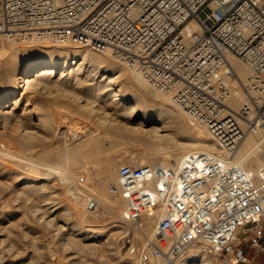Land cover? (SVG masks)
<instances>
[{
	"label": "built area",
	"instance_id": "obj_1",
	"mask_svg": "<svg viewBox=\"0 0 264 264\" xmlns=\"http://www.w3.org/2000/svg\"><path fill=\"white\" fill-rule=\"evenodd\" d=\"M190 20L201 34L183 33ZM3 41L107 55L216 142L218 154L189 153L178 166L118 168L109 193L125 204L128 256L185 264L196 252L209 264H251L264 253V163L249 171L233 160L247 135L264 148V0H0ZM228 55L246 66V80ZM236 88L241 104L232 109ZM98 208L87 200L88 212ZM149 220L154 228L144 235Z\"/></svg>",
	"mask_w": 264,
	"mask_h": 264
},
{
	"label": "bare ground",
	"instance_id": "obj_2",
	"mask_svg": "<svg viewBox=\"0 0 264 264\" xmlns=\"http://www.w3.org/2000/svg\"><path fill=\"white\" fill-rule=\"evenodd\" d=\"M201 32L202 28L195 20H190L183 29L185 35L187 33L199 35ZM227 58L238 78L246 80L249 75L246 66L234 56L228 55ZM112 61L107 55H96L90 53L87 48L69 43L53 45L50 50H42L35 46L0 42V159L3 160V165L0 164V183L6 184L8 186L6 189L9 188L12 194L6 203L13 202L15 212H21L22 218L25 219V224L19 226L21 231L18 233H11L17 226H12V223L5 226L2 222L7 220L0 219V245H4L7 252V258L0 257L3 263L14 264L24 261L28 262L26 264L38 263L42 255L47 254L50 264H85L81 253L93 250L99 252L98 259L103 258L102 264H118L117 260L113 262L119 256L114 249L118 243L121 244L122 236L127 230L123 221L125 204L120 201L123 204L121 206L116 203L117 201L110 199V196H106L109 193V186L116 184V180L112 183L111 179L109 181L101 179V185L91 187L87 192V189L85 192L82 191L85 193V201L98 193L104 201L115 207V210H110L105 202L94 198L99 206L102 203L113 217L111 225L97 231L83 225V220L88 225H91L92 221L78 211L73 200L67 207H49L47 201L49 197L43 196L49 186L47 183L37 184V175L47 179L50 175L58 173L65 187L71 182L79 183L86 176H90L87 174V167H84L85 160L103 152L105 142L109 144V150L120 146L138 149L137 157H140L141 162H131L134 163L129 164L132 167L153 165L152 161L163 167H172L178 166L189 153H219L216 142L205 128L189 119L168 97L150 91L151 89L149 90L143 79L135 72ZM57 76L58 78L53 80ZM41 78L52 80L55 85L50 89L52 93L62 92L71 98L76 108L87 118L92 119L93 125L96 124L94 126L101 135L87 129L88 126L83 124L86 127L83 126L85 131L83 129L81 133L87 132L88 136L84 141L82 139V142L72 144L75 133L72 132L74 131L72 126L75 121L71 122V117L74 116L68 115L69 112L68 116L66 115L68 123H65L61 114L52 111L47 117L37 115L36 119L25 107L21 108L19 113L16 109L21 100L28 105L33 95L47 92L45 84L42 85L40 82ZM75 89L84 94L86 101L80 100L81 97L73 91ZM107 98L111 100L112 112H107L99 105V102ZM240 104L241 95L236 88L228 105L232 109H237ZM22 119L26 121L25 124L23 120V124L17 125V121ZM63 128L66 130L63 131ZM94 133L98 137H95ZM59 136L69 142L66 151L62 149L53 153L42 147L49 139H57ZM233 160L249 171L262 167L264 148L260 145V137L247 135L236 150ZM63 161L68 163L67 167L63 165L62 170L61 166V172H58L60 167L58 168L56 164L60 166ZM100 190L108 193L104 195L101 191L102 195ZM78 191L77 189L72 191L74 198H77L75 194ZM67 192L71 190L68 188ZM29 203L32 205L28 208L26 204ZM94 221H99V217L94 216ZM8 227H11L9 235L6 234ZM153 228L154 221L149 220L144 228L148 234L144 232L143 234H151ZM110 230L113 232L110 233ZM58 251L62 252L61 255ZM128 257L134 264H138L133 257ZM132 262L130 264H133ZM184 262L209 264L204 254L196 252L185 255Z\"/></svg>",
	"mask_w": 264,
	"mask_h": 264
},
{
	"label": "rangeland",
	"instance_id": "obj_3",
	"mask_svg": "<svg viewBox=\"0 0 264 264\" xmlns=\"http://www.w3.org/2000/svg\"><path fill=\"white\" fill-rule=\"evenodd\" d=\"M18 45H20V44H18ZM21 45L22 46H35L38 49H42V50L43 49L50 50L53 47L52 44H49V45L48 44H42L41 45V43H34V44H31V45H24V44H21ZM7 47H10V46H7ZM73 49H75V48H73ZM78 49H80V48H78ZM89 52L93 53L90 50H89ZM93 54H95V53H93ZM96 55H98V54H96ZM112 62H114V61H112ZM118 65H120V64H118ZM57 78H58V76L55 79H53V80H56ZM40 80H41L40 82L43 83L42 85L45 84L44 87L46 88V90L48 89L47 92L42 93V94L33 95L31 100H29L30 102H28V103H30V104H28V105H26V102L24 100H21L20 105L16 109L17 111H19V113H20V109L25 107L27 111H30V113L33 116V118L36 119L37 115H40L42 117L44 116V118H45L52 111V112H54L56 114H58V113H59V115L61 114L63 116V118H64L65 123H68L69 119H68L67 116L71 114V116H74V117H71L72 118L71 122L74 123V121H75V123H74L75 125L73 124V126H75V127L72 126V130H74V131L71 130L72 132H75L74 133V140H73L72 144H78V143L84 141V138H86V136H88L87 132L86 133L85 132L81 133V131H83L84 127H86L85 125L88 126V127H86L87 129L94 131L98 135H101V132H99V130L96 129V126H94L96 124L93 125L94 122L92 121V119L90 117L87 118L81 111H79L76 108L77 106L71 100V98H68V96L65 95V93H62V92H58L60 94H58L57 92L56 93L55 92L52 93V90H50V89H53L55 87V85L52 82V80H49L48 78H41ZM97 80H99V78H97ZM149 90H150V88H149ZM73 91H74V93L77 96L81 97L80 98L81 101H86V99L84 97V94L82 92H80L79 90H76V89L73 90ZM150 91H153V90L151 89ZM122 92L125 95H127V93L124 92L123 90H122ZM110 101L111 100L107 98V99L103 100L102 102H99V105L102 107V109L105 108L107 112H112L111 111V105H110L111 102ZM100 106H99V108H101ZM12 108H13V106H11L10 109H12ZM78 111L80 113H78ZM13 112H15V111L13 110ZM68 112H69V114H68ZM80 114H82V116ZM77 115H79L81 117H79ZM83 118H85V120H83ZM86 119H88V120H86ZM23 120L24 119L17 121V125L20 126V124H23V122H22ZM25 122L26 121L24 120V124H25ZM83 124H85V125H83ZM94 129H96V130H94ZM62 130L65 131L66 129L63 128ZM84 131H85V129H84ZM98 135L95 134L94 136L98 137ZM43 145L44 146H42V147H45V149H47L49 151L51 150V152L53 151V153H54V152H58L59 150L61 151L62 149H63L62 151H66L65 149H66V146H67V149H68L69 142L67 143L66 139H64L62 136H59L57 139H54V138L49 139ZM108 145L109 144L107 142H105L103 144V148L105 149L103 152H101V153H99V154H97V155H95L93 157H90L89 159H86V160L84 159L88 163L87 165H86V162L83 160L85 162L84 163V167H87V174L90 175V176H86L85 177V179L87 177H89V178L86 179L87 181L85 179H83L81 182L76 183V184L71 182L70 183L71 186H70V184L69 185L66 184L68 186L65 187V184L61 182V179L59 178L60 174H58V173L50 175V177L47 178L48 180L44 179V176H42V175H37L36 176L37 180H38L37 184H43V183L46 184L47 183L48 186H49L48 188H46L47 192H44V194H43V196H45L46 198L49 197L48 198L49 200H47L48 203L50 204V205H48L49 207H53V208L59 207V206L60 207H62V206L63 207H67L69 205L68 203H73L74 202V203H76L78 211L83 213L84 216H86L87 218L91 219V221H92L91 225H88L83 220L82 221L83 225L85 227H90L91 229H94V230H97V231H100V229H102L104 226L111 225L112 222H113V217H112L111 213H109L110 211H108L105 208V206L103 207L102 203H100V206H99V208L97 210H95L93 212H88L86 210V202H87L88 199L85 201V196H84L85 195V193H84L85 190L87 189L86 190V192H87L88 189H91V187L93 188V187H97V185H101V179H104L105 181H109L111 179L112 183H115V180L117 182V179H116L117 178V170H118V168L120 166L125 165V164L126 165L127 164L128 165L129 164H134V163H131V162H141L139 160L140 157H137V155L139 153L138 149H132V148H126L125 146H120V147H116V148H114L112 150H109ZM15 151H17V150H15ZM133 151L135 153H133ZM17 152H19V151H17ZM25 153H28V152H25ZM2 163H3V160L0 159V164H2ZM53 163L54 162H50V164H53ZM65 164H66V161H63L62 164H60V166L58 164H56L58 168L60 167L58 169V172H61V166H62V170L64 169V166H65V168L67 167L68 163L66 165ZM89 164H90V166H89ZM151 164H156V161H152ZM5 165H6V163H5ZM133 167H138V166H133ZM84 169H86V168H84ZM86 183L88 184V186H87ZM62 184H64V186ZM73 186H75V187H73ZM6 187H8V186H6V184L0 183V219H3V221H4V219L7 220V221L2 222V224H5V226L8 223L9 224L12 223V226H17V227H15V229L13 228L14 230L12 229L11 233H18V232L21 231V228L19 226L22 225V224H25V219L22 218L23 214L21 212H15L14 209L16 207H15V204L13 202H10L9 204L6 203V202H8L10 197L12 196V194H10L11 193L10 189L9 188L6 189ZM67 187L71 190V192H67L68 191ZM107 188L105 190H107ZM53 189H54V191H52ZM74 189L79 190L77 192V194H75V196L77 198H74L72 196V194H71ZM63 190H65L64 192H67V193L62 192ZM83 190H84V192H82ZM105 190H103V191L100 190L99 192H101V191L104 192ZM49 191H51L53 193H51ZM81 192L84 193V194H82ZM106 192H104V195H105ZM56 193H57V195H56ZM102 195H103V193H102ZM106 196H108V197L110 196L109 197L110 199H112L113 201H117L116 203H118L119 205L123 206L124 203L122 202V200H119V199L113 197L110 193L106 194ZM83 197H84V199H83ZM95 197L97 199H99V201L105 202L107 207L110 210H115L114 209L115 208L114 205L109 203V202H107V201H104V199L101 197L100 194H98V193L95 194ZM95 197H91V198H95ZM72 200H73V202H71ZM76 200H77V202H76ZM29 205L31 206L32 204H30V203L26 204V206L28 208L30 207ZM26 206H24V207H26ZM117 209H119V208H117ZM94 216H98L99 217V221H97V222L94 221ZM59 224H60V222H59ZM8 228L9 229H7V231H6L7 235L10 234L9 231H10L11 227H8ZM111 232H113V230H110V233ZM143 232H144V234H148L147 230H145V229H143ZM116 247L117 248H115L114 251L117 250L119 256L117 258H115V260L113 262H115L117 260L118 264H130L133 260L130 257H128V255L127 256L125 255L126 251L122 247V245L118 243ZM118 247H119V249H118ZM5 249H4V245H2V246L0 245V257L3 256V258H7V252H5ZM12 251H14V250H12ZM58 253H59V255H61L62 252L60 253V251H58ZM98 253L96 251H93V250H91V251L86 250V253H81V255H82L81 257H82V259L84 258V263L85 264H102V259L103 258L98 259L99 258L98 257ZM245 253H246V255L250 254V249L246 248L245 249ZM42 256L43 257L41 258V260L38 263L34 262V263H31V264H46V263L50 264L47 254H43ZM20 263L21 264H26L28 262L24 261V262H20ZM20 263H14V264H20ZM132 263L134 264V261ZM0 264H5V263H3V260L0 259ZM252 264H264V258H262V257H260V255H258L252 261Z\"/></svg>",
	"mask_w": 264,
	"mask_h": 264
},
{
	"label": "crops",
	"instance_id": "obj_4",
	"mask_svg": "<svg viewBox=\"0 0 264 264\" xmlns=\"http://www.w3.org/2000/svg\"><path fill=\"white\" fill-rule=\"evenodd\" d=\"M260 257H262V258H264V253H262L261 255H260ZM262 260V259H261ZM252 264V263H251Z\"/></svg>",
	"mask_w": 264,
	"mask_h": 264
}]
</instances>
